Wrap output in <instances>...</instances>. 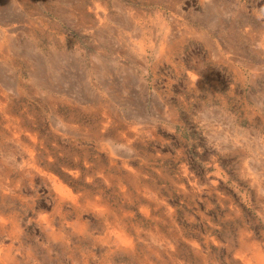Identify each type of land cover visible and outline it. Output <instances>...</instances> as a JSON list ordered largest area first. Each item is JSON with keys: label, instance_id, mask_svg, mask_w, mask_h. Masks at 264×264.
<instances>
[{"label": "rangeland", "instance_id": "1", "mask_svg": "<svg viewBox=\"0 0 264 264\" xmlns=\"http://www.w3.org/2000/svg\"><path fill=\"white\" fill-rule=\"evenodd\" d=\"M0 264H264V0H0Z\"/></svg>", "mask_w": 264, "mask_h": 264}]
</instances>
